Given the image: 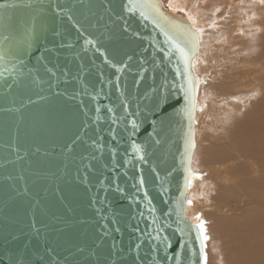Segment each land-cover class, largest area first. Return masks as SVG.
<instances>
[{
  "label": "water",
  "instance_id": "water-1",
  "mask_svg": "<svg viewBox=\"0 0 264 264\" xmlns=\"http://www.w3.org/2000/svg\"><path fill=\"white\" fill-rule=\"evenodd\" d=\"M129 0H0V264H204L184 19Z\"/></svg>",
  "mask_w": 264,
  "mask_h": 264
},
{
  "label": "bare ground",
  "instance_id": "bare-ground-1",
  "mask_svg": "<svg viewBox=\"0 0 264 264\" xmlns=\"http://www.w3.org/2000/svg\"><path fill=\"white\" fill-rule=\"evenodd\" d=\"M159 2L169 16L184 19L191 25L198 41L196 56L192 62V71L198 88L195 95L196 138L188 189L187 218L192 223L195 222L188 215V212H192L190 208L192 200L195 201L201 196L209 200L208 196L221 193V211L227 214V217L218 221L217 226L230 235L229 239L233 243L230 261L232 264H264V0H159ZM228 45L231 47L225 49ZM238 45H242L238 54L244 56V60L243 57L237 58L239 55H236L235 47ZM227 52L232 55L226 54ZM212 65L220 67L228 81V90L226 89V92L221 90L224 97L223 101L220 100L223 104L226 101L230 104H226L228 108L223 111L225 115L234 114L232 119L227 121L230 123V130H222L225 133L227 131L224 147L217 151L218 153H212L214 156L205 163L203 160L199 162L196 154L199 150V125L205 108L203 103L210 101L216 93L211 87L207 88L210 82L208 77L214 72ZM227 68L229 70H226ZM258 87L257 100L251 102L253 103L251 108H244L247 105L243 106V103L247 102L246 99L253 98L250 95H254ZM219 95L221 96V93ZM217 99L219 100L218 97ZM242 111H245V114H240ZM211 113L212 111H209V114ZM205 119L207 123L211 121L209 118ZM210 160V164L216 165L212 170L215 177L209 176L212 171H206V165H209ZM201 174L204 175L203 179H199ZM227 200L233 205L228 204ZM197 223L194 224L198 226ZM204 240L206 245L207 241L205 238Z\"/></svg>",
  "mask_w": 264,
  "mask_h": 264
},
{
  "label": "rangeland",
  "instance_id": "rangeland-1",
  "mask_svg": "<svg viewBox=\"0 0 264 264\" xmlns=\"http://www.w3.org/2000/svg\"><path fill=\"white\" fill-rule=\"evenodd\" d=\"M241 46L242 45H238V47H235V52L237 53L236 55H239L237 58H240L241 59L243 57L242 60H244V56H240V54H238V52L241 51ZM229 47H231V45H228V47H226L225 49H228ZM236 48L237 49L239 48L238 51H237ZM226 54L232 55L229 52H227ZM215 55H217V54H215ZM225 62L227 63V61H225ZM212 63H213V61H212ZM213 68H214V72L211 73L209 75V77H208V80L210 82H208L207 88H210L211 87L214 90V93L215 92L216 93H215V96L212 97L213 99L211 98L212 101L210 100L212 103L210 101H208V100H207L208 102L203 103V108L204 107L205 108L203 110V112H204L203 113V118H202V120L200 122V125H199V127H200V129H199L200 130L199 131L200 133L198 132V136H199V138H198V149L199 150L197 151V154H196V156H198L199 162L203 160L202 162H205V163L207 162L208 159H210V158H212V156H214L213 154L215 152L220 151V149H222L224 147L225 144H223V143H226L225 142L226 140L224 141V137L227 135L226 134L227 131L230 130V123L227 122V121L229 119H232L233 114H234L233 113L232 115H229V114H226L225 115V112L224 111H226L225 109L228 108L226 106V104H228V103L230 104V102L226 101V102H224L225 104H223V102H221V100L224 97L223 96V94H224L223 92H226L228 90L227 89L228 88L227 87V84H228L227 82L228 81H227V79L224 78V76H223L224 75V72H223L222 69H220V67L213 66ZM226 70H229V68H227ZM221 76H223V77L221 78ZM229 82H231V81H229ZM211 83H212V85H211ZM229 84H231V83H229ZM258 90H259V87L256 89V92H255L256 94L254 93V95H250L251 97H253V98H250L251 101H250L249 98L246 99L247 102L246 103H243V106H246L247 105V107H244V108H251L253 106L252 104L258 98V96H257L258 95ZM220 93H221V96L219 95ZM216 94H217V96H216ZM217 97L219 98V100L218 99L216 100ZM251 102H253V103H251ZM220 103H221V105L223 107L220 105ZM248 106H250V107H248ZM210 108H212V109L210 110ZM213 108H214L215 111L217 110L218 112L217 111H216L217 113L214 112ZM209 111L210 112L212 111V113L209 114ZM246 111H248V109ZM205 113L206 114H209V115L206 117L205 116L206 115ZM240 114H245V111H242ZM212 116L215 119H213ZM227 116H228V118H227ZM205 118H209L211 121L209 120L210 122L207 123L208 121H206L207 119H205ZM212 128H214V129H212ZM222 130H227V131L225 133V132H222ZM207 152H208V154H207ZM210 163H211V160L209 162V165H206L207 166V170L206 171H209V172L212 171L215 168V166H216L215 164H213V163L210 164ZM199 170H197V171H199ZM210 173H211V174H209L210 177H215L214 176L215 173L213 171L210 172ZM199 177H200L199 179H201V178L203 179L204 178V175L201 174ZM208 197H209V200L206 199L207 197H202V196L199 199H195V201L192 200L191 203H190L192 206L190 208H191V211L192 212L194 211V212L193 213L191 212L192 214L190 212H188L189 213L188 215L190 216V218L192 219V221L193 220L195 221V222L193 221L194 223H197L198 222L197 224L200 225L201 223H203V225H204V231H205L206 237H207V239H206V241H207V244H206V259H205V263L204 264H232V262L230 261V259H231L230 258V256H231V253H230L231 251L230 250H231V245H233V243L230 241L231 239H229V236L230 235L226 231L218 228V226H217V222L218 221L220 222L221 219H225L227 217L226 216L227 214L225 215L224 212L221 211V203H220V201H222V199H220V198H222L221 197V193H219L216 196H215V193H214L213 196H208ZM202 198H204V199H202ZM230 200H232V199H230ZM230 200L229 201L227 200L228 201V204H232L233 205V203ZM206 201H208V202H206ZM233 201H235V199ZM196 202H197V204H196ZM192 209H194V210H192ZM194 213H195V215H194ZM216 241L218 243H216ZM220 261H222V263Z\"/></svg>",
  "mask_w": 264,
  "mask_h": 264
},
{
  "label": "snow or ice",
  "instance_id": "snow-or-ice-1",
  "mask_svg": "<svg viewBox=\"0 0 264 264\" xmlns=\"http://www.w3.org/2000/svg\"><path fill=\"white\" fill-rule=\"evenodd\" d=\"M129 6L130 7H141V8H144V7H155V5H151V4H137L135 2V0H129ZM198 227L200 229L201 234L203 235V233H204V225H203V223L198 225ZM205 239H207V237H205Z\"/></svg>",
  "mask_w": 264,
  "mask_h": 264
}]
</instances>
